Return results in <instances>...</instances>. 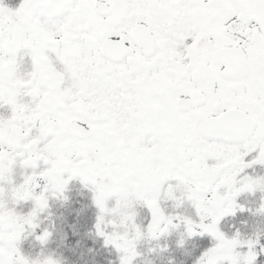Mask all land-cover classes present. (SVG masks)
<instances>
[{
    "label": "snow or ice",
    "instance_id": "6c2138e0",
    "mask_svg": "<svg viewBox=\"0 0 264 264\" xmlns=\"http://www.w3.org/2000/svg\"><path fill=\"white\" fill-rule=\"evenodd\" d=\"M255 166L264 0H0V264H65L22 245H47L51 229H37L73 180L119 264H135L144 241L166 251L159 241L176 232L178 247L215 242L195 264H257L264 233L220 228L245 210L241 194L264 193Z\"/></svg>",
    "mask_w": 264,
    "mask_h": 264
},
{
    "label": "trees",
    "instance_id": "16d2710c",
    "mask_svg": "<svg viewBox=\"0 0 264 264\" xmlns=\"http://www.w3.org/2000/svg\"><path fill=\"white\" fill-rule=\"evenodd\" d=\"M13 6L19 0H8ZM68 201L57 199L50 200V208L42 217L43 223L37 234L44 228H50L53 235L46 246H42L35 237H29L23 242V249L33 256L38 255L42 248L46 252H55L61 257L65 264H119V254L112 247H106L102 237L96 235L95 224L98 216V209L93 203L92 193L80 183L72 182L66 193ZM264 195L247 196L238 198V203L243 205L244 211H237L233 215L226 216L220 223V228L229 237L237 230L243 238H256L257 233H264V214H258L256 209L264 200ZM30 207V205L28 206ZM171 210V209H170ZM185 214L195 217L194 210L190 207L183 209ZM150 215L147 210H140L138 222L147 224ZM180 235L178 232L161 239L159 244L168 246L166 251L149 252L150 248L156 247V241H144L139 246L142 253L135 261V264H195L197 259L209 247L215 243L208 236H195L187 238L183 247H178L177 241ZM260 243L264 245V236H261ZM246 251V249H244ZM257 264H264V253H262Z\"/></svg>",
    "mask_w": 264,
    "mask_h": 264
},
{
    "label": "flooded vegetation",
    "instance_id": "af4514ba",
    "mask_svg": "<svg viewBox=\"0 0 264 264\" xmlns=\"http://www.w3.org/2000/svg\"><path fill=\"white\" fill-rule=\"evenodd\" d=\"M248 174H251V175H264V167H261V166H255L253 169H249L247 170ZM72 182H77V183H80L79 180H73L70 182V184ZM69 184V185H70ZM81 184V183H80ZM82 185V184H81ZM83 186V185H82ZM258 195H264V193H261L259 191L255 192L254 194L253 193H243L241 194L239 197H247V196H258ZM238 197V198H239Z\"/></svg>",
    "mask_w": 264,
    "mask_h": 264
},
{
    "label": "clouds",
    "instance_id": "9594fccd",
    "mask_svg": "<svg viewBox=\"0 0 264 264\" xmlns=\"http://www.w3.org/2000/svg\"><path fill=\"white\" fill-rule=\"evenodd\" d=\"M169 264H172V261H170Z\"/></svg>",
    "mask_w": 264,
    "mask_h": 264
},
{
    "label": "rangeland",
    "instance_id": "374dc122",
    "mask_svg": "<svg viewBox=\"0 0 264 264\" xmlns=\"http://www.w3.org/2000/svg\"><path fill=\"white\" fill-rule=\"evenodd\" d=\"M239 198H241V197H239ZM237 200H238V198H237ZM238 202V201H237Z\"/></svg>",
    "mask_w": 264,
    "mask_h": 264
}]
</instances>
